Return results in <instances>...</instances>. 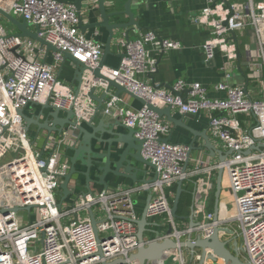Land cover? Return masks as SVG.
Segmentation results:
<instances>
[{"label":"built area","instance_id":"2783aa9c","mask_svg":"<svg viewBox=\"0 0 264 264\" xmlns=\"http://www.w3.org/2000/svg\"><path fill=\"white\" fill-rule=\"evenodd\" d=\"M0 9L23 19L32 28L31 32L57 51L52 53L50 62H43L44 48L29 38L7 34L0 25V162L9 157L0 164V210L14 206L30 208L26 225L17 213L0 212V264H111L115 261L138 264L130 260L138 249L164 241L177 246L175 252L169 250L165 254L174 256L177 264H185L179 243L189 234L209 236L219 223L208 212L209 196L203 194L199 199L200 211L194 213L198 226L181 229L171 216L166 190L178 182L218 169L227 178L234 209L233 216L223 223L235 225L230 236L240 240L242 260L247 264H264V97L255 100L246 87L227 83L214 88L225 94L224 99L208 98L206 89L197 82L178 80L170 90L158 89L147 79L157 71V57L152 53L177 51L182 45L147 31L134 40L120 42L122 57L118 66L100 70L105 79L143 101L138 109H126L121 107L122 95L115 96L113 89L107 90L105 80L94 78L103 45L81 34L72 5L56 0H0ZM196 23L209 30L202 46L207 61L216 53L230 63L237 60L239 49L233 37L250 30L256 51H251L245 63L252 71L247 80L259 82L262 66L254 70L253 59L256 55L264 61V0H245L244 4L207 0ZM63 54L71 55L86 68L77 87L63 82L57 74ZM92 92L96 97L98 92L105 93L101 106L103 116L119 118L143 142L141 156L153 166L156 179L78 195L70 205L64 206L63 201L58 207L60 184L69 171L67 148L78 142L76 126L88 123L97 110ZM46 104L61 113L71 111V121L76 126H67L60 134L51 133L45 137L42 147L34 151L35 143L30 142L24 121L16 111ZM148 106L170 107L182 117L204 114L208 118L210 141L222 152L232 150L231 155L224 162L207 164L192 158V154L188 157L187 145L161 142L171 125L161 121ZM239 115L251 117V127L243 129L236 120ZM186 162L191 167L183 170ZM144 194L150 195L146 219L157 224L160 233L157 237H144L141 243L136 236L135 222L140 215L135 198ZM89 210L97 222L99 242ZM32 213L33 221L30 220ZM81 213L85 215L82 217ZM98 213L102 214L99 218ZM159 217H165L166 223L157 222ZM156 262L165 264V261L151 263Z\"/></svg>","mask_w":264,"mask_h":264},{"label":"water","instance_id":"95a60500","mask_svg":"<svg viewBox=\"0 0 264 264\" xmlns=\"http://www.w3.org/2000/svg\"><path fill=\"white\" fill-rule=\"evenodd\" d=\"M56 1L72 5L75 8L78 16V29L82 35H85L87 31L96 29H104L107 33L99 67L93 72L94 78L105 80L108 83L107 90L113 89L115 91V96L125 94L143 104L141 99L127 92L115 82L105 79L100 74V70L103 67H106V57L111 55L110 47L115 35L121 34L124 39L128 41L130 33L133 32L135 33L148 30L155 34L152 28H144L140 25L141 17L136 16L131 9L132 0H127L123 5V10L120 12L113 9L116 5L115 0H111L112 4L109 7L112 8V10L110 12L108 11V6H106V0H93L96 3L95 9H93L90 5L91 0ZM121 16L126 17L127 21H120ZM0 17L10 22V24L16 28L17 32L14 34L15 37L29 38L37 42L41 48H44L46 55L49 52H57L54 47L40 39L37 36V33L31 32L29 30V25L23 19L17 20L1 9ZM84 19H86V22H84ZM119 57L121 58L122 55ZM237 60H240L239 52L237 54ZM65 61L70 62L74 66L75 72L72 82L79 86L82 81L83 72L86 69L85 66L69 54H63V62ZM43 62H46V59H43ZM147 77L155 86L154 74H150ZM157 88L160 89L162 87L157 86ZM92 95L93 92L91 96ZM92 98L97 103L96 113L88 123L81 126H76L71 121L73 118V113L71 111L61 113L57 109L51 110L48 104L39 106V110L36 115L28 116L25 114V110L23 109L16 111V113L24 121V130L26 134L29 133L31 127L35 128L32 144L35 143L37 136L41 132L45 134L47 139L51 133L60 134L67 128V126H76L78 131V142L74 146L67 148L69 171L62 178V182L60 184L61 194L58 207H60V204L64 200L72 197L74 194L76 196L91 194L93 192V187H99L103 190H107L111 181L116 182L119 179H127L133 184H136L140 182L150 183L156 179L155 176L152 181L145 180L148 170L153 168V166L141 156L143 142L134 137L133 130L126 128L121 123L119 118L111 120L103 118L97 123H94V120L96 119V116L98 115L105 99V93H102L100 97L92 96ZM29 108H33V106H30ZM147 108L157 114L159 119L165 117L167 123L172 125L173 129L181 128L188 131L193 136L194 140L196 138H201L203 140L202 146L198 148L193 146V142L188 145L190 149L188 157L192 153L196 154L197 152H203L209 158L216 159V161L220 163L224 162L225 158L231 155L232 150L222 152L220 149H217V147H215V145L210 141L207 132H195L193 129L184 124L182 118H174L170 107L155 108L148 106ZM45 110H48V113L47 116H45L46 118H44V121L41 122L40 119L41 117H44ZM161 142L168 143L169 138H161ZM248 153L249 152H244V154ZM186 165L187 162L184 164L183 170L186 169ZM139 175H142L144 180H138ZM222 175L223 170L218 169L214 194L215 208L213 221H217L218 199L222 190ZM182 191V182H178L176 184V191L171 203V216L175 220L182 219L176 214ZM149 201L150 195H147L145 208L140 215V218L135 222L137 228L136 236L138 241L141 243L146 233L152 234L154 237H157L160 233L159 226L155 223L152 224L148 222L146 219L145 213ZM9 211L15 213L20 211L29 212L30 208H19L14 206L12 209L0 210L3 214L8 213ZM88 214L94 230L95 238L97 242H99L98 234L95 228L97 222L94 220L91 210L88 211ZM187 219L189 229H194L198 226V223L194 222L193 205L190 207ZM170 232L171 230L168 229L167 233ZM224 234L228 236L231 235L230 232L228 233L219 227L213 228L212 233L205 237H202L200 234H189L185 240L179 243V248L182 252L187 253L190 258V264H247L240 258L242 247L239 244L237 237L233 236L225 239L223 238ZM221 235L223 237H221ZM176 248V244L171 241L152 243L147 247L138 249L137 253L130 257V260L137 261L138 264L155 261H170L174 259V256H170L165 253L169 250L175 252ZM111 264H122V262L115 261Z\"/></svg>","mask_w":264,"mask_h":264},{"label":"crops","instance_id":"0c3cea01","mask_svg":"<svg viewBox=\"0 0 264 264\" xmlns=\"http://www.w3.org/2000/svg\"><path fill=\"white\" fill-rule=\"evenodd\" d=\"M68 1V0H67ZM116 5L113 8L116 11H122L123 5L127 0H115ZM219 1V0H217ZM224 1V0H223ZM229 3L239 2L241 4L245 3V0H225ZM207 0H132L131 9L136 16H140V25L144 28H152L158 38L169 39L171 41H178L182 45V49L177 51H168L164 54L158 55L153 54L157 57V71L154 74V83L155 86H161L163 89L170 90L172 85L178 80H183L188 83L197 82L200 83L207 91V96L210 99H224L225 94L217 92L214 90L215 86L220 83H227L231 86H244L248 91V84L251 82H257V79L247 80L248 76L252 74V71L246 66V60L251 51H256L253 37L251 36L250 30L243 31L239 36L233 40L237 41L240 60H235L234 62H228L221 54L216 53L214 58L211 61L205 60L203 55L202 46L209 37V30L204 26H199L196 23V19L204 9ZM92 4V5H91ZM111 0H106V6H108V11L110 12L112 8ZM90 5L93 9L96 7V3L91 0ZM120 21H127V18L124 16L120 17ZM86 22V19H84ZM148 30H143L140 32H133L129 35V40H134ZM249 35V41H246V38ZM85 38L94 40L101 43L103 46L106 42L107 33L104 29H96L87 31L84 35ZM237 39V40H236ZM124 39L123 35L117 34L112 40L110 51L111 55L107 56L105 59V66L108 68H116L120 61L121 47L120 42ZM149 48V47H148ZM45 51V50H44ZM46 62H50L52 59V53H48L45 58ZM263 60L257 58L256 55L253 59L254 70L257 69L259 65L262 66V71L260 72V80L264 77V67ZM70 63V62H69ZM249 70V72L247 71ZM74 66L66 61L61 64V69L58 71V76L61 79L62 75L64 80L72 86L77 87L76 83H73L74 79ZM226 75L229 78H226ZM148 79V77H147ZM150 80V79H148ZM259 80V81H260ZM152 83V81L150 80ZM262 90H264V79L261 82ZM262 90L260 93L262 94ZM114 92V91H113ZM250 92V91H248ZM99 97L101 93L98 92ZM252 94V98H263V94L257 96ZM123 99V104L121 107L126 109H138L141 107V103L137 100L129 97L128 95L121 96ZM255 99V100H256ZM30 107V106H29ZM27 107L25 109V114L35 115V106L33 108ZM166 108V107H160ZM102 108H100L94 123H97L100 119L111 120L112 118L105 117L102 114ZM172 116L176 119L182 118L184 124L193 129L195 132L203 133L207 132L209 136V125L208 118L204 114H199L196 116H184L182 117L176 110H171ZM241 115H239L240 117ZM237 116V121L240 123L243 129L247 127L244 126V123L241 122L240 118ZM163 122H167L166 118L163 117L160 119ZM121 131V130H118ZM34 132L28 137L32 140ZM163 138H169V144L174 145H190L193 142V146L198 148L202 146L203 140L201 138L193 139V136L186 130L181 128L173 129L171 125L170 132ZM194 140V141H193ZM213 144L214 142L211 141ZM215 145V144H214ZM216 146V145H215ZM40 149V148H39ZM38 149V150H39ZM218 149V148H217ZM198 158L204 160L207 164H216L218 163L216 159H211L206 156L203 152H197L196 154L192 153V158ZM187 168L191 167L190 162L186 165ZM155 177L153 168L148 170L145 180L152 181ZM217 171H213L209 174L195 176L188 181L182 183V194L185 192L191 196V203L188 209L184 210L182 219L177 220L178 225L181 229L188 228V219L190 212V207L193 205L194 213H199V199L203 194H207L209 197L208 212L214 215L215 208V186H216ZM138 180H144L142 175L138 176ZM136 184H141L136 183ZM133 184L130 180L119 179L116 182H110L109 188L107 190H114L118 188H124L136 185ZM93 192H99L103 190L99 187H93ZM176 191V185L169 187L166 192L170 202L172 203L174 194ZM181 194V195H182ZM147 194L138 196L135 198L136 209L139 215L142 214L145 208ZM232 204V197L228 190V181L226 176L222 175V190L218 199V212H217V222L222 224V229L228 233L235 229L234 224L223 223L224 220L230 218L234 214V209ZM154 224V223H152ZM231 234V233H230ZM224 238H231L224 234ZM182 258L185 264H190L189 256L186 252H183ZM167 264H177L174 260L167 261Z\"/></svg>","mask_w":264,"mask_h":264},{"label":"rangeland","instance_id":"374dc122","mask_svg":"<svg viewBox=\"0 0 264 264\" xmlns=\"http://www.w3.org/2000/svg\"><path fill=\"white\" fill-rule=\"evenodd\" d=\"M17 20H21V18L20 17H15ZM0 25L5 29V31H6V33L7 34H9V35H12V34H15L17 31H16V28L12 25V24H10V22H8L7 20H5L4 18H1L0 17ZM30 30H32V28L30 27L29 28ZM249 39V35H248V37L246 38V41H249L248 40ZM68 64H70L68 61H66ZM248 72H249V70H247ZM263 79H264V77H262L261 78V80L259 81V82H251V84H248V91H250V92H252L253 94H255V95H257V96H260L261 97V95L262 94H264V90H262V86H261V82L263 81ZM60 80H64V78H63V75H62V77H61V79ZM64 82V81H63ZM240 86V85H239ZM260 90H262L263 92H262V94L260 93ZM254 99H256V98H254ZM256 100H263L262 98H257ZM38 110H39V108H35V113H37L38 112ZM47 113H48V110H45V115H44V117H42L41 119H40V121L41 122H43L44 121V118H46L45 116H47ZM239 117V116H238ZM241 120V122H243L244 123V126L245 127H247V128H249V127H251V125H252V122H253V119L251 118V117H249V116H247V115H241L240 117H239ZM33 132H35V128H33V127H31V129L29 130V133H28V136L29 135H31ZM44 139H45V134H43V132H41L38 136H37V138H36V141H35V146L33 147V150L35 151V150H38L39 148H41L42 147V145H43V143H44ZM32 140H33V137H32ZM32 140H30V142H32ZM9 159V157H7V158H5L4 160H2L1 162H0V164H2V163H5V162H7V160ZM77 196L74 194V195H72V197H69L68 199H66V200H64V206H68V205H70V203L72 202V201H74L75 200V198H76ZM168 200H169V202H170V200H171V198H169L168 197ZM57 201H59V199H57ZM230 209L232 210L233 208L232 207H230ZM17 215L19 216V217H21V219L23 220V224L24 225H26L27 224V222H28V219H27V212H25V211H20V212H18L17 213ZM85 214L84 213H81V216L83 217ZM34 215H33V213L30 215V217H31V221H33V217ZM102 216V214L101 213H98L97 214V218H99V217H101ZM156 221L157 222H162L163 224H165L166 223V220H165V217H159V218H156ZM174 222H175V224L177 223V225H178V221L177 220H174ZM149 236H153L152 234H149V233H146L145 235H144V237H149ZM221 237H223L222 235H221ZM224 238V237H223ZM238 240V239H237ZM240 241V240H239ZM238 241V242H239ZM240 258L242 259L243 258V255L241 254L240 255ZM157 263H159V262H156V264ZM146 264H152L151 262H147ZM165 264H167V261H165Z\"/></svg>","mask_w":264,"mask_h":264},{"label":"trees","instance_id":"16d2710c","mask_svg":"<svg viewBox=\"0 0 264 264\" xmlns=\"http://www.w3.org/2000/svg\"><path fill=\"white\" fill-rule=\"evenodd\" d=\"M191 203V196L187 193H183L180 197V201L178 204V209H177V216L181 218V216L185 215L184 210L188 209L189 205Z\"/></svg>","mask_w":264,"mask_h":264}]
</instances>
